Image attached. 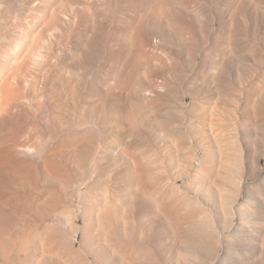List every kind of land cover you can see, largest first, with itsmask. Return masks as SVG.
<instances>
[{
	"label": "rangeland",
	"instance_id": "374dc122",
	"mask_svg": "<svg viewBox=\"0 0 264 264\" xmlns=\"http://www.w3.org/2000/svg\"><path fill=\"white\" fill-rule=\"evenodd\" d=\"M0 264H264V0H0Z\"/></svg>",
	"mask_w": 264,
	"mask_h": 264
},
{
	"label": "bare ground",
	"instance_id": "6f19581e",
	"mask_svg": "<svg viewBox=\"0 0 264 264\" xmlns=\"http://www.w3.org/2000/svg\"><path fill=\"white\" fill-rule=\"evenodd\" d=\"M3 87L7 88V81L5 79L3 80Z\"/></svg>",
	"mask_w": 264,
	"mask_h": 264
}]
</instances>
